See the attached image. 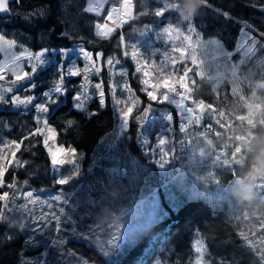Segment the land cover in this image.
Returning a JSON list of instances; mask_svg holds the SVG:
<instances>
[{
    "label": "trees",
    "instance_id": "obj_1",
    "mask_svg": "<svg viewBox=\"0 0 264 264\" xmlns=\"http://www.w3.org/2000/svg\"><path fill=\"white\" fill-rule=\"evenodd\" d=\"M26 1L35 2L46 9L43 19L33 20L35 28H31L25 20L21 21V27L35 36L37 29L48 31L45 33L50 35V39L40 47H70L73 38H60L63 28L59 23V0ZM138 2L135 0L134 12L140 10ZM177 2L179 14L184 15L185 19L195 16L196 32L192 35L196 38L193 40L197 41V46L215 39L222 47L220 56H215L214 52L198 51L195 65L188 59L191 64L189 70L200 69L206 73L197 78L195 86L192 84L188 96L195 102L203 100L205 105L213 104L217 109L211 118L206 112L202 123L216 125L219 131L223 129V138L220 135L212 137L218 149L231 150L235 145L243 149L235 161L238 171L231 174L217 159L214 160L217 164L209 159L188 162L185 156H181L184 146L167 160L153 157L150 144L140 137L143 128L152 125L153 120L148 121L147 117L157 114L155 105H163L162 110L175 117L176 105L149 99L141 88V72H137L144 58L137 56L134 59L129 52L124 55L125 50L116 40L123 34L127 43L129 39L139 43L144 34L149 33L140 34L138 31L147 21L152 22L154 28L156 23L166 21V18L130 19L110 39H80L85 48L94 51L100 49L104 54L112 55L113 63H116L115 71L113 66H104L103 63L100 66L102 70L90 78L91 82H103L104 105L101 106L100 99L94 94V100L85 103V111L73 109V93L81 85L79 75L75 77L72 87L65 86L64 82L68 89L67 96L60 97V103L50 106L46 114L48 124L55 132L57 146L77 150L75 162L79 174L67 184H58L57 181L69 176L75 166L66 163L59 167L61 172L58 176L52 169L50 154L40 136L25 140L21 148L14 151L15 158L9 156L8 149L4 151L9 158L4 159L1 166L6 169L3 186L7 190L3 191L0 186V196L7 192L8 198L6 201L0 200V211L7 217V223H0V264H25L26 261L31 264H150L155 258L163 259L167 264H194L196 237L203 242L209 264H264L261 259L264 254V196L259 195L256 189L257 183L264 181V171L256 165V157L264 143V49L258 50L253 58L239 66L244 58L239 50V42L245 37L242 31L244 26H254L258 32L264 33V11L259 10L264 1L208 0V6L198 15L203 3L193 0ZM159 3L162 0H158ZM165 15L170 19L178 17L172 13ZM249 35L256 34L249 32ZM256 39L258 49L264 48V37L257 36ZM39 49L33 44V51ZM231 51L228 57L227 52ZM55 56L59 62L61 56ZM199 57L205 60L211 58L209 63L204 64L208 68L202 69L203 63L200 62L203 59L199 60ZM145 62L150 73L158 78L156 59L146 56ZM212 64L217 65L215 70L210 69ZM233 64L237 67L230 68ZM50 67V64H46L34 77L36 80L44 77L46 82L42 83L41 91L51 85L47 76ZM165 78L162 76L159 80ZM114 83L115 92L112 90ZM233 88L237 89L236 94H232ZM125 89L138 97L140 103L129 116L128 127L119 130V108L124 106H117L115 100L124 98ZM52 98L58 97L53 95ZM149 104H152V108L141 124L138 118ZM31 109L28 112L0 110V131L3 128L11 142H19L27 136V130L33 131L39 127L34 122V110ZM221 115L226 125L222 129L216 124ZM69 119L74 121L71 128L66 127ZM169 121L173 128L178 127L177 119L169 118ZM157 125L154 122V126ZM231 128L235 134L228 136L227 131ZM236 135L239 136L236 138ZM14 159L22 164L25 161L28 163L18 167L14 162L9 163ZM35 163L38 166L36 169L25 170ZM43 187L50 191L62 187L63 194L69 196L66 206L70 203L74 205V208L65 206L56 214L59 217V231L54 218L48 222L49 210L40 194ZM27 188L38 189L36 195L39 204L31 209L24 202L26 208L20 205L23 210L18 207L12 211L9 206L11 199L22 202L18 192ZM155 199L159 201L158 214L161 216L146 225L134 241L130 242L126 237L117 238L118 230L127 231L124 228L130 225L128 210L139 206L141 201L153 203ZM26 213L31 215V221L25 216ZM37 218H43L41 230L34 233L39 246L25 244L31 232L7 226L13 222H23L27 226ZM239 233H244L252 241L251 247ZM8 236L13 239H7Z\"/></svg>",
    "mask_w": 264,
    "mask_h": 264
},
{
    "label": "rangeland",
    "instance_id": "obj_2",
    "mask_svg": "<svg viewBox=\"0 0 264 264\" xmlns=\"http://www.w3.org/2000/svg\"><path fill=\"white\" fill-rule=\"evenodd\" d=\"M158 0H155V3H157ZM198 1L200 3H203V0H193ZM251 1H257V0H251ZM264 1V0H263ZM113 3H115V0H109L108 3L104 4L103 9L101 10L100 15H96L95 13H84L83 7L86 6V0H59V15L61 16V10L63 9L67 13L70 14L69 18L73 19L76 23V28L73 30L75 32L74 35H70L69 38H73L74 41L71 43L70 47L64 48V49H71L73 51L70 52L69 56L64 57V59L67 60V65L65 66V86H70L74 84V80L76 76H69L67 74V70L70 67L79 68L82 71L81 79H80V87L77 89V92L83 93L82 99L88 103L92 102L94 100L93 96L94 94L97 95L98 99L99 97V91L94 87L95 84L98 82H91L90 78L92 77L95 72L89 71L87 73V79L84 78L83 69H85L86 65L89 64V62L86 60V58L83 56L82 53H80V49L83 48L88 52L93 53V59L95 60L94 67H100L103 63L104 66H107V59L112 58V55H106L103 53L102 50L98 49L96 51L87 49L83 45L82 39L87 38L89 41H92L93 38H98L94 36L95 32V24L100 23L102 25H105L107 28H112L114 31L111 33L110 38H112V35L124 26L123 24L121 26L119 20L114 16L113 20L107 19V12L110 10V8L113 6ZM133 4L135 5V0H133ZM140 6V0L138 2ZM36 7L42 8L40 5H38L35 2L28 3L26 0H22V3L19 7H17L14 4H9V8L11 11V14L7 17H0V34H3L6 39H14L17 41V46L11 49V51L7 54L5 52H0V69H3L2 72H0V75L4 76V79L0 80V92H3L4 89L8 87H12L14 90L19 87L18 84H13L12 81L14 80V76L12 74V70H20L23 71H31V65L36 64L37 61L35 60L34 56L32 59H27L26 54L24 53V49H27L28 52L35 53L38 51H41L44 48L49 47H40L44 45V43L50 39V35L46 34L45 32H48L47 30H41L37 29L36 36L33 35L31 32L26 31L21 26V21L24 20V15L33 12ZM181 19H185L184 15H180ZM166 18V21H161L156 23L155 27L152 28L149 33H145L142 39L139 41V43H136L135 41H132V39H129L128 43L125 41L126 45H129V47H122L120 46V37L116 42L118 45L122 48V50H125V52H129L130 55H132V52L134 51L133 48L130 47L132 44H136L138 46L139 56L141 59L142 57L144 59L141 60V63L139 64V68L141 69V79H142V90L146 94V90H154L155 94L157 96L162 95L163 92L166 91L164 88V83L167 82L171 85V87L174 89V91H169L168 95L170 98L175 99L177 101L180 100L179 93L184 92V86H187L189 88H192V81H195L198 77L197 73H204L200 69H192L189 70L191 67V64L189 63L188 59L190 61L192 60L193 56H197L198 51L204 52H214L215 56H220L222 54V47H220V43L217 42L215 39L209 40V42L200 43L197 46V41H194L196 39L192 33H189L187 31V26L182 24L180 22V18H172L167 15L164 16ZM160 19V18H159ZM164 20V19H162ZM100 21V22H98ZM115 21V22H114ZM172 25L174 28H177L179 31L178 33H173L171 42H168L167 39L163 40L160 36V30L168 27L169 25ZM30 26L32 28L33 21L30 23ZM36 27V26H35ZM33 26V28H35ZM64 26H62L63 28ZM116 27V28H115ZM188 36H193L191 40L186 39ZM81 39V40H80ZM246 40V37L242 38L241 42H239V45H242ZM194 46H193V44ZM33 44L37 45L40 49L38 51H33ZM196 44V45H195ZM58 48V47H55ZM62 49V48H60ZM181 52L184 53V55H181ZM96 53H103V56L100 59H96ZM220 54V55H219ZM232 54L231 52H227L228 57ZM151 56L156 59V64L158 66V78H155L153 76L148 68V65L145 62V57ZM15 57H21L19 61L15 60ZM45 59L48 60V63L50 64V70L47 72L48 82L49 85L47 89L41 91L42 89V83H45L44 77H42L40 80H36L34 77L40 73L41 70H39L36 75L33 77V82L37 85L34 89L31 91L27 90V88H21L19 91H14V93H4L6 96H10L12 94L18 95L21 98H24L25 96H34L36 99L33 101V104H40L44 103V97L43 93L50 91L54 85L59 80V77L56 74V56L52 55L51 53L45 54ZM63 58L60 57L61 61ZM198 59V58H196ZM203 57H199V60H202ZM180 60L182 63H180ZM203 65L202 69L204 70L205 67L208 68V66H205L204 64H207L211 61V58L205 60L203 59ZM116 63H113L114 71L116 70ZM201 64V63H200ZM16 65L19 67L16 68ZM219 67V65H218ZM217 68V65L212 64L210 69L215 70ZM188 70L187 76L185 77L184 73L185 70ZM147 72L148 75L145 76L144 73ZM46 75V73L44 74ZM165 76L166 78L163 80H159V77ZM66 78L68 81L66 82ZM144 80H148V84L145 85L143 83ZM20 83H26V82H20ZM153 85H159V87L153 89ZM76 93H73V96L76 95ZM188 95V93H185ZM124 98L119 100L121 101V105L124 106H132V102H135V107L140 103V100L138 97H136L133 93H130L128 89L124 90ZM147 95V94H146ZM117 100H115L116 103ZM87 103V104H88ZM198 103V102H197ZM185 104L189 107L196 108V104L193 103V100L190 98L189 100L185 101ZM117 106L119 104L116 103ZM33 108L32 105L27 106H20L19 109L13 108L10 105H0V110H20L23 112H28L29 109ZM134 107V108H135ZM157 110V114L151 115L147 117L148 121H152V125H147L148 127L143 128V132L141 134V139L145 140L148 144H150L152 155L155 159L160 160H167V158L170 155H173L174 152L180 151L181 147L184 146V149L181 150V156H185L188 162L195 161H209L211 160L212 163L217 164L214 160L217 159V156H221V161L224 158H227L231 160L230 153L231 150L222 148L218 149L215 144L213 143L212 137L217 135L221 138H223V129L219 131V129L216 127V125L210 126L209 123H201L200 126L196 127H189L188 132L186 134H183L179 131L180 127V120L177 119L178 127L175 129L171 126V123L169 121V112L166 110H162L163 105L154 106ZM119 108V107H118ZM133 108V110H134ZM34 110L31 109L30 111ZM120 111L121 108H119V130H121L124 127V121L120 117ZM179 109L176 105V112H178ZM33 115L37 116L40 115L41 121L45 118L44 114H38L33 111ZM208 121V120H207ZM154 122L158 123L157 126H154ZM39 128L43 130V135H41V139L43 140L44 136H51L52 133H49L47 131V128L44 126V124L41 122L38 124ZM48 127H51L48 124ZM52 128V127H51ZM53 129V128H52ZM153 130V132H152ZM30 131L27 130V135ZM152 133V137H150V134ZM228 136H233L235 134L234 130L231 128L229 131H227ZM55 134V132H54ZM239 135H236V138ZM164 139L166 142L165 144L161 145L160 140ZM214 144V145H212ZM60 146H57L55 143V139H50L48 148H51L53 151H55ZM176 147V149L173 150V148ZM47 148V151H48ZM8 149L9 156H12V153L16 150L15 146L11 144V140L8 139L5 135V131L3 128H1L0 131V167L4 163V159H9L4 151ZM66 149V148H65ZM50 154V153H49ZM59 158H63L67 161H71L74 158L70 154H61L58 153ZM3 158V159H2ZM209 159V160H208ZM69 165L72 167V163H69ZM38 166H28L25 168L26 171H29L31 168L36 169ZM54 172L59 176V167H53L52 168ZM60 178V177H59ZM56 180V179H55ZM2 190L6 191V187L2 186ZM38 190V189H37ZM37 190L35 191L34 188H27V189H21L18 192V195H20V199L23 200L22 202L18 199L12 198L10 202V209L13 211V209H17L20 205L23 206L24 202L28 203V208L33 209L39 204V199L37 197ZM62 187L55 188L53 191L47 190V187H43V190L40 192L42 199V202L44 203L45 207L49 210L48 216L50 217L49 221L53 219L54 215L56 216L57 213L61 212L63 208L66 206V198H69L67 194H63ZM31 191L33 192V197L29 199H23L21 198L23 194L26 192ZM59 196L60 199L56 200V197ZM21 202V203H20ZM158 200L155 199L153 203L150 201H141L140 205L132 207L128 210L129 216L127 218L128 223H130L129 226H126L123 231L122 229L118 230L116 237L121 239L123 237H126L127 240L130 242L134 241L135 236L142 231V229L146 225L152 224L156 219H158L161 215L158 214L159 204ZM147 205H149L147 207ZM66 207L68 208H74V205L72 203L68 204ZM29 209V210H31ZM19 210H23L22 207H19ZM27 214V215H26ZM25 216H28L29 214L26 213ZM126 214V215H127ZM62 224V223H61ZM56 229L53 232V240L55 239ZM47 239H50L48 237ZM46 239V240H47ZM52 240V241H53ZM200 240L198 237L194 240V248L196 245V241ZM201 241V240H200ZM202 242V241H201ZM203 244V242H202ZM204 247V245H203ZM197 260H200L201 264H209V260L205 255L201 258L197 256V254L194 251L193 256V262L196 264ZM150 264H167L165 261L160 260L158 258H155L153 261L150 262Z\"/></svg>",
    "mask_w": 264,
    "mask_h": 264
},
{
    "label": "snow or ice",
    "instance_id": "obj_3",
    "mask_svg": "<svg viewBox=\"0 0 264 264\" xmlns=\"http://www.w3.org/2000/svg\"><path fill=\"white\" fill-rule=\"evenodd\" d=\"M109 0H86V6L83 7L84 13H95L96 15L101 14V10L104 7L105 3H108ZM14 4L17 7H19L22 3V0H0V14H2L4 17H7L11 14L9 4ZM208 6V0H204L203 4L200 6V9L197 13L200 14L206 7ZM135 5L133 4V0H115V3H113V6L111 9L107 12V19L113 20V17L115 16L121 26L125 23H128L129 19H140L144 18H153V19H159L165 16V13H172L175 16H178L180 18V22L187 26V31L189 33H195L196 27L194 25V17L191 19H181L179 14V4L177 0H162V3H154L153 0H140V10L138 12H134ZM260 11H264V4H261L259 7ZM223 15L227 16V13H222ZM46 16V9L36 7L33 12H30L26 15H24V20L28 23H31L33 20H40L43 19ZM70 14L61 10V16L59 19V23L64 26L62 31L60 32V38H67L70 35H74L75 32L73 31L76 28V23L73 19L69 18ZM171 20V19H169ZM115 22V21H114ZM153 23L147 21V23L144 24L143 28L138 30L140 31V34H143L145 32L150 31L153 28ZM95 32L94 36L102 39H107L110 37L111 33L114 31L112 28H107L105 25H102L100 23L95 24ZM49 31H54V29H50ZM178 29L174 28L171 24L168 27H165L160 30V36L163 40L167 39L168 42H171L173 33H178ZM244 36L246 37L245 42L239 46V50L243 52V59L240 61V65L242 66L246 60H248L250 57L253 58L257 51H262V49H258V40L256 39L257 36L264 37V33L258 32V30L251 25H245L244 29H242ZM249 32H253L256 35L251 36L249 35ZM186 39L191 40L192 37L188 36ZM17 46V41L14 39H6L3 34H0V52H5V54L9 53L11 49ZM120 46L122 47H129V45H126L125 43V37L123 34L120 36ZM131 48L134 49L132 52V57L135 59L137 55H139L138 46L136 44L130 45ZM73 51L71 49H60V48H44L41 51L35 52L34 54L31 52H28L27 49H24V53L26 54L27 59H32L33 56L35 60L37 61L36 64H32L31 71H23L10 69L12 70V74L14 76V80L12 83L18 84L19 87L15 90L12 87H8L3 90V92H0V105H10L13 108L19 109L20 106H27L32 105L35 112L38 114H44L45 118L41 121L40 115H37L34 117V122L39 124L43 123L44 126L47 128V131L49 133H52L51 136H44L43 143L46 148H48L49 140L55 139L54 130L51 127H48V120L46 118V114L49 112L50 106L58 105L60 103V97H66L68 93V89L64 86V71L65 66L67 65V60L62 59L61 61L57 62L56 64V74L59 77V80L54 85V87L47 92H44L42 95L44 97V103L40 104H33V101L36 99L34 96H25L24 98H21L18 95L12 94L10 96H6L4 93H14V91H19L21 88H27V90L31 91L34 89L37 85L33 82V77L36 75V73L43 68V65L48 63V60L45 59L46 53H51L52 55H59L62 58L69 56L70 52ZM80 53L83 54V56L86 58V60L89 62L88 65H86L85 69H83L84 78L87 79V73L91 70L93 72L99 73L102 68L100 67H94L95 60L93 59V53L86 51L85 49L81 48ZM124 55H128L127 52L124 53ZM181 55H184L183 52H181ZM103 56V53H96V59H100ZM21 57H15L16 61H19ZM192 64H197V59L195 56L192 57L191 60ZM108 66L113 65L112 58H108L106 61ZM200 63H203L201 61ZM19 66L16 65V68ZM237 65H231L230 68H236ZM3 69H0V72H2ZM141 69L137 67V72H140ZM188 70H185V77L187 76ZM67 74L69 76H79L82 74V71L79 68L70 67L67 70ZM123 75V73H122ZM145 76L148 75L147 72L144 73ZM198 76L203 77V73H197ZM4 79L3 75H0V80ZM20 82H26V83H20ZM143 83L145 85L148 84V80H144ZM193 86H195V81H192ZM164 88L166 89L165 92L162 93V95L157 96L155 94L154 90H146V94L149 97L151 101L157 102V103H171L174 105H177L179 111L175 114V117L170 113L169 118L170 119H179L180 120V127L179 131L183 134H186L188 132L189 127H196L200 126L202 123V117L207 112L209 115V118H211V114L215 113L217 109L214 107L213 104H207L205 105L204 101L201 100L198 103L193 101V103L196 104V108L189 107L185 104L186 100L190 99V96L186 95L185 93H191L192 88H189L187 86H184V92L179 93L180 100L177 101L175 99L170 98L168 95L169 91H174V89L171 87L170 84L167 82L164 83ZM94 87L99 91V97H100V103L101 106L104 105V91H103V82L97 83L94 85ZM125 88H127V84L124 85ZM159 87V85H153V89ZM112 90L115 92L116 85L115 83L112 85ZM237 89H232V94H236ZM53 95L57 96V99H53ZM83 93L77 92L76 95L73 96V109L78 111H85V101L82 99ZM117 104H120L121 101L117 100ZM135 107V102H132V106H126L125 108H122L120 111V117L124 121V127L127 128L129 124V116L133 112V108ZM152 108V104L147 105L143 109V115L139 117L140 123L142 124L147 117L150 109ZM196 111L199 112V114H195ZM91 115H95V113H92ZM216 124L222 129L225 127V123L223 122L222 115L219 116V118L216 120ZM74 125V121L69 119L67 120L66 127L71 128ZM43 135V130L39 127L35 128L33 131H30L27 136H25L22 140L19 142L12 141L11 144L15 146L17 151L21 148V145L24 143L25 140L30 139L31 137L35 136H41ZM165 140L161 139L160 144H165ZM234 150L231 151L230 156L231 160L224 158L222 160L223 166L227 168V170L231 174H235L238 171V164L235 162L236 157L239 155L241 151H243L242 148H240L238 145L233 146ZM48 152L50 153V163L52 167H61L65 165L66 163H72L75 167L72 173L67 177L60 178L57 183L60 185H64L69 183L74 177H76L79 174V167L76 165L75 157L77 156V150L75 148H68L65 149L63 147L57 148L55 151H53L51 148H48ZM58 153L61 154H70L74 159L71 161H67L63 158L58 157ZM13 158L16 157V152L12 153ZM222 158L221 156H217V161H220ZM15 163L18 167H24L28 162L25 161L23 164L19 160L10 161L9 163ZM6 169L4 167H0V186H3L4 184V175H5ZM9 187H14V185H9ZM257 192L259 195L264 196V181L258 182L256 185ZM33 192L28 191L21 198L23 199H31L33 197ZM8 198V193H3L2 196H0V200L6 201ZM60 197L57 196L56 200H59ZM7 207V205H5ZM26 208V206H23ZM54 220L57 223V231H59V217L54 215ZM28 219L31 221L32 217L31 215H28ZM43 218H37L33 224H29L26 226L25 223H8V227H18L20 230H26L31 232L32 234L29 235L28 239H26L25 244L28 246H39V241L35 239L34 233L41 230V220ZM0 223H7V217L4 215L2 211H0ZM243 239L247 240V244L249 247L252 246V241L248 240L247 237L244 236V233L238 234ZM7 239H13V237L8 236ZM83 239V237H81ZM195 253L199 257H203L205 255V249L203 247V244L200 240L196 241V245L194 248ZM261 259L264 260V254L261 255ZM25 264H31V262L26 261ZM37 264H40V262H37ZM196 264H201L200 260H197ZM217 264H220V262H217Z\"/></svg>",
    "mask_w": 264,
    "mask_h": 264
},
{
    "label": "clouds",
    "instance_id": "obj_4",
    "mask_svg": "<svg viewBox=\"0 0 264 264\" xmlns=\"http://www.w3.org/2000/svg\"><path fill=\"white\" fill-rule=\"evenodd\" d=\"M256 165L258 168L264 171V143H262L260 152L256 157Z\"/></svg>",
    "mask_w": 264,
    "mask_h": 264
},
{
    "label": "water",
    "instance_id": "obj_5",
    "mask_svg": "<svg viewBox=\"0 0 264 264\" xmlns=\"http://www.w3.org/2000/svg\"><path fill=\"white\" fill-rule=\"evenodd\" d=\"M0 17H4L2 14H0Z\"/></svg>",
    "mask_w": 264,
    "mask_h": 264
},
{
    "label": "bare ground",
    "instance_id": "obj_6",
    "mask_svg": "<svg viewBox=\"0 0 264 264\" xmlns=\"http://www.w3.org/2000/svg\"><path fill=\"white\" fill-rule=\"evenodd\" d=\"M122 2V1H121ZM116 28V27H115Z\"/></svg>",
    "mask_w": 264,
    "mask_h": 264
},
{
    "label": "crops",
    "instance_id": "obj_7",
    "mask_svg": "<svg viewBox=\"0 0 264 264\" xmlns=\"http://www.w3.org/2000/svg\"><path fill=\"white\" fill-rule=\"evenodd\" d=\"M122 1V0H121Z\"/></svg>",
    "mask_w": 264,
    "mask_h": 264
}]
</instances>
